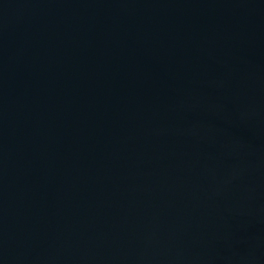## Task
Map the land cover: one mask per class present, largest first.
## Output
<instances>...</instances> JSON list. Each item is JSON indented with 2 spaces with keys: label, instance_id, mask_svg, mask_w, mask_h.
Here are the masks:
<instances>
[{
  "label": "water",
  "instance_id": "water-1",
  "mask_svg": "<svg viewBox=\"0 0 264 264\" xmlns=\"http://www.w3.org/2000/svg\"><path fill=\"white\" fill-rule=\"evenodd\" d=\"M0 264H264V0H0Z\"/></svg>",
  "mask_w": 264,
  "mask_h": 264
}]
</instances>
